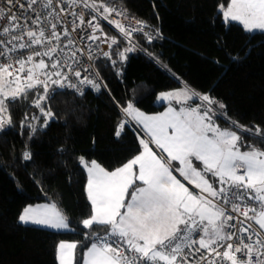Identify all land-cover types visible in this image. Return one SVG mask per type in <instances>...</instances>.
Returning <instances> with one entry per match:
<instances>
[{"label": "snow or ice", "instance_id": "snow-or-ice-1", "mask_svg": "<svg viewBox=\"0 0 264 264\" xmlns=\"http://www.w3.org/2000/svg\"><path fill=\"white\" fill-rule=\"evenodd\" d=\"M17 4L18 0H5L4 6ZM26 4V8L23 4L18 7L21 16L7 17L9 23L2 33L10 39L0 38V57L4 58L0 62V129L13 124L10 106L22 97L27 99L30 90L41 88L42 93L32 101L40 115L30 120L26 115L21 121L29 129L30 139L38 127L46 129L55 118L51 106L42 102L54 99L58 90L73 89L80 96L85 87L102 90L99 72L93 75L90 66H82L78 53L84 49L76 47L69 28L57 30L58 24L66 23L63 14L73 17L72 32L91 29L86 37L92 42L88 59L94 60L97 54L104 57L118 77L123 67H117V59L112 57L119 41L105 36L100 19L113 24L128 41L127 47L115 52L121 65L128 59L127 53L138 50L134 33H143L149 44L162 38L159 29H155L156 35L145 31L151 27L147 21L131 18L125 26L110 19L113 13L125 20L129 17L126 10H117L105 0H26ZM219 8L225 21H237L247 32H264V0H226ZM85 9L90 10L91 19L86 20ZM3 14L0 8V16ZM61 36L67 43H61ZM12 41L16 43L8 47ZM97 41L107 44L109 50H101ZM20 49L30 52L14 57ZM139 51L161 63L146 49ZM158 99L168 101L169 106L157 115L146 114L132 100L120 106L126 119L117 126L115 136L120 137L130 121L147 135V139H139L142 151L138 155L111 171L95 159L78 157L87 173L86 193L91 202V215L81 223L90 231L82 233L83 240L58 243L59 264H264V147L243 139L246 135L264 143V131L231 120L223 103L187 84L161 92ZM172 101L182 105L179 110ZM41 118L43 124L38 125ZM221 119L229 127L216 123ZM31 158L30 151L23 153L24 160ZM18 221L72 230L56 203L27 205ZM94 225L105 226L106 231L93 232ZM78 247L82 250L79 258Z\"/></svg>", "mask_w": 264, "mask_h": 264}, {"label": "trees", "instance_id": "trees-1", "mask_svg": "<svg viewBox=\"0 0 264 264\" xmlns=\"http://www.w3.org/2000/svg\"><path fill=\"white\" fill-rule=\"evenodd\" d=\"M105 1L147 21L151 27L145 30L159 29L162 38L149 44L143 33L134 34L138 50L127 53L121 65L115 52L127 47L128 41L100 19L105 36L119 41L112 58L117 59V67H123L121 76L100 56L97 68L107 88L88 90L83 96L70 89L58 90L54 99L42 102L51 106L55 118L46 129L38 127L31 139L21 121L26 115L29 120L40 115L32 101L42 89L30 90L27 99L22 97L10 106L13 124L0 129V264H58V243L83 240L82 233L90 231L81 223L91 215V203L87 173L78 157L95 159L112 170L141 151V133L133 123L126 125L120 137L115 136L117 126L126 119L120 110L126 101L132 100L145 113H157L169 105L156 101L158 92L187 84L223 103L231 120L264 131V32H247L239 22L225 21L219 5L226 0ZM165 24L172 25L168 35L161 31ZM139 48L158 56L161 63L150 60ZM232 56L240 59L234 61ZM217 121L229 127L227 120ZM243 139L264 147L249 136ZM25 151L32 153L30 160L23 159ZM40 202L56 203L72 230L18 221L25 206ZM91 231L103 234L106 228L94 225ZM81 255L78 247L77 257Z\"/></svg>", "mask_w": 264, "mask_h": 264}, {"label": "built area", "instance_id": "built-area-1", "mask_svg": "<svg viewBox=\"0 0 264 264\" xmlns=\"http://www.w3.org/2000/svg\"><path fill=\"white\" fill-rule=\"evenodd\" d=\"M20 4H23L25 8L27 7L26 0H18V4H17L16 7H5L4 6L5 5V0H0V8H3V13H4L2 16H0V38L5 39L6 41L9 40L10 38L8 36L3 35L2 29H3V27L8 26L9 21H8L7 17H9L11 14H16L18 17L21 16V11L18 10V7H19ZM107 4H109V3H107ZM77 11H79V9H77ZM84 12H85L86 20L87 19H91V15H89L90 10L85 9ZM63 15H64L66 23L58 24L57 30L62 32L64 27H68L69 28L71 36L76 42V47L84 49V52L82 54L78 53L79 58L83 61V65L82 66L83 67L90 66V71L94 75L96 72H99L98 68H97V60L100 58V56L97 54V56H96V58L94 60H89L88 57H87V52L89 51L88 45L90 43H92V42L87 41L86 37H87V35L91 34V29H77L76 32H72L71 31V21H72L73 17L70 14H68V13H65ZM126 15L129 17V20H125L122 16H116L115 13L111 14L110 19L118 20V21L122 22L123 24H125V26H127L129 24L131 18H135V20H141L136 15H130V14H126ZM29 16L31 18H34V14L29 13ZM105 21H107V20H105ZM31 26L35 27V25H31ZM112 26L114 28H116L113 24H112ZM137 33H139V32H137ZM134 34H136V33H134ZM152 34H155V32H152ZM97 35H99V33H97ZM14 43H16V42L12 41V42L8 43L7 46L8 47H12V45ZM61 43L62 44L67 43V40L63 36H61ZM96 43L100 44V49L101 50H104V51H108L109 50L108 47H107V44L100 43V41H97ZM92 49L95 50V44H92ZM0 50H2V46H0ZM36 50H40L39 46H36ZM29 52H30L29 49H20L16 53H13L12 55L14 57L18 58L21 53H23V55L26 56L27 54H29ZM36 59L38 60L39 58H36ZM3 60H4V58L0 57V62H2ZM45 60L47 61V58H45ZM83 74L84 73H82V75ZM73 82H75V78H73ZM98 82H102V89H105V88H103V85L105 84V82H104L100 72H99ZM70 90H73V89H70ZM88 90H92V89L90 87H85L84 91H88ZM233 223H235V222H233ZM237 227H239V225H237ZM233 242L234 243H238V241L235 238H234Z\"/></svg>", "mask_w": 264, "mask_h": 264}, {"label": "crops", "instance_id": "crops-1", "mask_svg": "<svg viewBox=\"0 0 264 264\" xmlns=\"http://www.w3.org/2000/svg\"><path fill=\"white\" fill-rule=\"evenodd\" d=\"M163 30H165L166 32H164ZM161 31L164 33V34H167L168 35V33L167 32H170L169 31V28H165L164 29V27L161 29ZM191 103V102H190ZM197 103V102H196ZM168 106L169 105H167L166 107H165V109L164 110H162V111H160V112H157V113H146V114H148V115H157V114H159V113H162V112H164L167 108H168ZM172 106L173 107H175V108H177V110H179V108H180V105L178 104V103H176V101H172ZM182 106V105H181ZM194 106V105H193ZM131 123H133L134 124V126L139 130V132L141 133V138H144V139H147V135H146V133H144V130L142 129V127H140L139 125H137V124H135V122H132V121H130ZM151 147H153V150L154 151H156L157 152V154H160V150L159 149H157V148H155V146L154 145H150ZM141 151H142V149H141ZM139 154V153H138ZM137 154V155H138ZM132 159V158H131ZM123 165V164H122ZM121 165V166H122ZM120 167V166H119ZM112 170H114V169H112ZM109 171H111V170H109ZM179 178V177H178ZM183 182V181H182ZM43 203H45V202H40V203H34V204H30V205H36V204H43ZM91 203V202H90ZM30 224V223H29ZM38 226V225H37ZM42 227V226H41ZM47 228V227H46ZM71 242V241H70ZM58 264H59V262H58Z\"/></svg>", "mask_w": 264, "mask_h": 264}, {"label": "rangeland", "instance_id": "rangeland-1", "mask_svg": "<svg viewBox=\"0 0 264 264\" xmlns=\"http://www.w3.org/2000/svg\"><path fill=\"white\" fill-rule=\"evenodd\" d=\"M164 27V29L165 28H169V31L170 32H167L168 34H170L171 33V31H172V25L171 24H165V26H163ZM162 27V28H163ZM164 32H166L165 30H163ZM254 31H256V30H254ZM185 85L183 84V85H181L180 87H178V88H174V89H168V90H164V91H160V92H158L157 93V95H156V101L157 102H163V101H166V100H159L158 99V96H159V94L161 93V92H165V91H173V90H177V89H181V88H183ZM200 103V101H195V103ZM180 105V104H179ZM180 107H181V105H180ZM218 111H219V109H218V106H214ZM216 123L218 124V121H216ZM222 128H227V127H222ZM91 161V160H90ZM102 166V165H101ZM102 167H104V166H102ZM88 218V217H87Z\"/></svg>", "mask_w": 264, "mask_h": 264}]
</instances>
